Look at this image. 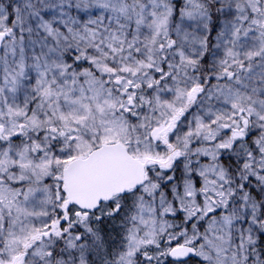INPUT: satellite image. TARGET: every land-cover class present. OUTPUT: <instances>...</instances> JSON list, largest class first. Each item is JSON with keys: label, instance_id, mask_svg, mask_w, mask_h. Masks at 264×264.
Listing matches in <instances>:
<instances>
[{"label": "snow or ice", "instance_id": "snow-or-ice-1", "mask_svg": "<svg viewBox=\"0 0 264 264\" xmlns=\"http://www.w3.org/2000/svg\"><path fill=\"white\" fill-rule=\"evenodd\" d=\"M0 264H264V0H0Z\"/></svg>", "mask_w": 264, "mask_h": 264}]
</instances>
